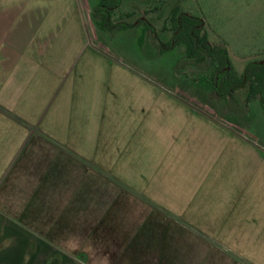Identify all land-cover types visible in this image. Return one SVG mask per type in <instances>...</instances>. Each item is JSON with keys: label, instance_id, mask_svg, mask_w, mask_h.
<instances>
[{"label": "crops", "instance_id": "crops-1", "mask_svg": "<svg viewBox=\"0 0 264 264\" xmlns=\"http://www.w3.org/2000/svg\"><path fill=\"white\" fill-rule=\"evenodd\" d=\"M98 1L0 0V264H200V239L163 212L239 256L222 264H264V153L89 46ZM89 162L125 165L152 202ZM106 199L130 220L104 222Z\"/></svg>", "mask_w": 264, "mask_h": 264}, {"label": "rangeland", "instance_id": "rangeland-1", "mask_svg": "<svg viewBox=\"0 0 264 264\" xmlns=\"http://www.w3.org/2000/svg\"><path fill=\"white\" fill-rule=\"evenodd\" d=\"M88 1L92 6V3L97 0ZM120 3L112 14V21L127 22L130 29L113 32L103 30L95 23L93 11L89 10L84 22L88 45L100 50L107 59L128 68L131 73L150 82L158 91L167 93L194 112L226 126L264 153V141L250 132L252 131L250 128L255 125L258 131L264 134L261 103H254L252 106L253 118L250 114L246 118H237L238 115L230 116L229 104L235 103L231 100L227 103L225 99L218 97L210 82L206 81L205 75H202L195 64L183 59L185 54L183 45L170 46L168 43L173 34L170 22L172 7L178 5L181 11L187 9L196 15L203 14L206 19V25H203V28L208 39L214 43L225 44L226 42L233 64L239 71L244 72L250 62L256 61L264 53V0H120ZM127 9H133L134 12H130L127 16L124 12ZM140 28L144 30L140 31ZM140 37L141 40H139ZM245 90L246 88L239 91L240 96ZM237 97L239 98L238 95ZM141 119L135 118V120ZM121 126L124 125L121 124ZM134 126L139 128L141 125L135 122ZM126 135L127 133L124 134ZM72 156L74 157V154ZM87 167L102 174L105 180L118 184L122 190L133 191L134 188L129 185L130 182L137 184V189L143 183L141 180L128 179L131 174L122 164L97 166L89 162ZM135 192L140 200L152 202L150 197L144 196L137 190ZM109 199L105 200L104 211L100 213L104 216V222L112 224L130 220V216L128 218L125 211L112 212L108 203ZM120 209L122 208L119 207ZM97 215L95 212L89 213L90 220L92 216ZM162 215L166 220L175 222L183 227L185 232L200 239L199 252L201 255L205 254L203 258L201 257L200 264H208L210 255H213L210 258L217 264L223 263L225 254L239 259V256L227 245L208 235L206 228L193 227L187 221L189 214L183 217L171 212H163ZM201 217L202 214H199V219L203 220ZM182 246L185 249L187 243L184 242ZM82 257L80 259L72 255V264H89L87 259ZM103 263L107 261L101 260L100 264Z\"/></svg>", "mask_w": 264, "mask_h": 264}, {"label": "trees", "instance_id": "trees-1", "mask_svg": "<svg viewBox=\"0 0 264 264\" xmlns=\"http://www.w3.org/2000/svg\"><path fill=\"white\" fill-rule=\"evenodd\" d=\"M119 5L120 0L98 1L93 9V18L99 28L113 32L129 27L127 22L112 21V14ZM128 15L130 14L127 13ZM170 22L173 34L169 45L185 47L183 59L195 64L218 97L225 99L227 103L229 100L235 103L229 104L232 115H238L237 118L248 117L249 105L253 100H260L264 109V61L250 62L244 73L240 74L233 67L225 44L214 43L208 39L203 21L199 17L186 14L175 5L170 10ZM242 88L247 89L245 100L236 95V91Z\"/></svg>", "mask_w": 264, "mask_h": 264}, {"label": "flooded vegetation", "instance_id": "flooded-vegetation-1", "mask_svg": "<svg viewBox=\"0 0 264 264\" xmlns=\"http://www.w3.org/2000/svg\"><path fill=\"white\" fill-rule=\"evenodd\" d=\"M262 61H264V60H262Z\"/></svg>", "mask_w": 264, "mask_h": 264}]
</instances>
